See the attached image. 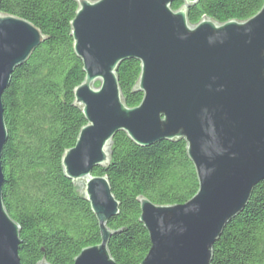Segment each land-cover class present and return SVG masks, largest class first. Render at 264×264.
<instances>
[{
  "label": "water",
  "instance_id": "obj_1",
  "mask_svg": "<svg viewBox=\"0 0 264 264\" xmlns=\"http://www.w3.org/2000/svg\"><path fill=\"white\" fill-rule=\"evenodd\" d=\"M177 1L184 5L174 10ZM199 1L76 0L72 38L86 77L74 105L87 125L62 166L82 185L101 245L84 249L74 264H118L108 224L121 204L108 177L93 172L110 164L120 132L140 147L184 140L199 180L198 193L183 205L139 199L152 244L142 264H212L216 242L264 181V5L246 21L204 18L193 25L188 9ZM45 41L32 23L0 11V264H23L21 227L4 205L3 95ZM128 60L141 63L135 89L144 96L136 108L126 105L117 75Z\"/></svg>",
  "mask_w": 264,
  "mask_h": 264
},
{
  "label": "trees",
  "instance_id": "obj_2",
  "mask_svg": "<svg viewBox=\"0 0 264 264\" xmlns=\"http://www.w3.org/2000/svg\"><path fill=\"white\" fill-rule=\"evenodd\" d=\"M183 5L177 1L173 9ZM263 5L264 0H200L189 7L188 19L193 25L204 18L246 21ZM77 10L76 0H0L1 13L29 21L46 37L15 70L3 95L9 135L2 159L4 205L21 227L23 264H74L84 249L101 244L90 203L62 166L65 152L75 147L87 125L74 105V91L86 77L72 38ZM140 74L137 60L125 61L118 69L129 108L143 100L135 89ZM93 174L108 177L121 204L120 214L108 224L115 233L109 251L118 264H142L151 249L150 236L139 221L140 198L160 206L183 205L199 191L184 140L139 147L120 132L113 140L110 164ZM212 264H264V181L216 242Z\"/></svg>",
  "mask_w": 264,
  "mask_h": 264
},
{
  "label": "rangeland",
  "instance_id": "obj_3",
  "mask_svg": "<svg viewBox=\"0 0 264 264\" xmlns=\"http://www.w3.org/2000/svg\"><path fill=\"white\" fill-rule=\"evenodd\" d=\"M99 85H100L99 83H96L97 87H99ZM77 187H78L79 190H82V185H80V186L78 185Z\"/></svg>",
  "mask_w": 264,
  "mask_h": 264
},
{
  "label": "bare ground",
  "instance_id": "obj_4",
  "mask_svg": "<svg viewBox=\"0 0 264 264\" xmlns=\"http://www.w3.org/2000/svg\"><path fill=\"white\" fill-rule=\"evenodd\" d=\"M85 117V116H84ZM140 147V146H139ZM194 168H195V166H194ZM94 173V172H93ZM199 181V180H198ZM252 197V196H251ZM149 234V233H148ZM220 240V239H219ZM99 245H101V244H99ZM151 247H152V244H151Z\"/></svg>",
  "mask_w": 264,
  "mask_h": 264
}]
</instances>
